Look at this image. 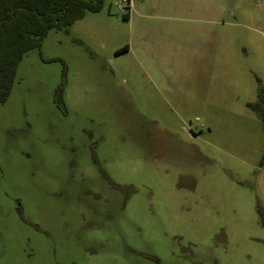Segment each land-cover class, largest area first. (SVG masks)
I'll use <instances>...</instances> for the list:
<instances>
[{"label":"rangeland","instance_id":"rangeland-1","mask_svg":"<svg viewBox=\"0 0 264 264\" xmlns=\"http://www.w3.org/2000/svg\"><path fill=\"white\" fill-rule=\"evenodd\" d=\"M87 1L0 102V264H264V0Z\"/></svg>","mask_w":264,"mask_h":264},{"label":"trees","instance_id":"trees-1","mask_svg":"<svg viewBox=\"0 0 264 264\" xmlns=\"http://www.w3.org/2000/svg\"><path fill=\"white\" fill-rule=\"evenodd\" d=\"M99 3L87 0H0V102L9 95L18 63L29 49L40 47L51 29H67L87 10L97 11ZM124 46L118 51H125ZM247 106L256 110L264 122V89ZM264 161V153L259 164ZM260 221L264 224L258 208Z\"/></svg>","mask_w":264,"mask_h":264},{"label":"crops","instance_id":"crops-1","mask_svg":"<svg viewBox=\"0 0 264 264\" xmlns=\"http://www.w3.org/2000/svg\"><path fill=\"white\" fill-rule=\"evenodd\" d=\"M127 50H128V46H127ZM127 50H125V51H127ZM257 81H259V79H257ZM261 88L264 89V86H259V87H258L257 92H256L257 99H259V98H258V91H259ZM257 99H255L254 101H256ZM254 101H248V102H246L245 104H246V106H247V104H249V103H253ZM247 107L250 108V109H252V108L249 107V106H247ZM252 110L255 111V112L259 115V113H258L256 110H254V109H252ZM257 170L259 171V174H258V178H257L256 185H257V188H258L259 192H260L262 195H264V161H263L261 164L258 163Z\"/></svg>","mask_w":264,"mask_h":264},{"label":"built area","instance_id":"built-area-1","mask_svg":"<svg viewBox=\"0 0 264 264\" xmlns=\"http://www.w3.org/2000/svg\"><path fill=\"white\" fill-rule=\"evenodd\" d=\"M118 7L120 8V11L122 13H125L126 12V8H124L123 6H121L120 4H118Z\"/></svg>","mask_w":264,"mask_h":264}]
</instances>
